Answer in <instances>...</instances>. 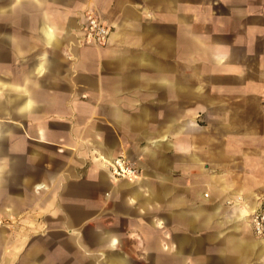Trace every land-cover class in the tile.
Masks as SVG:
<instances>
[{"label":"crops","instance_id":"0c3cea01","mask_svg":"<svg viewBox=\"0 0 264 264\" xmlns=\"http://www.w3.org/2000/svg\"><path fill=\"white\" fill-rule=\"evenodd\" d=\"M263 97L264 0H0V264H264Z\"/></svg>","mask_w":264,"mask_h":264},{"label":"built area","instance_id":"2783aa9c","mask_svg":"<svg viewBox=\"0 0 264 264\" xmlns=\"http://www.w3.org/2000/svg\"><path fill=\"white\" fill-rule=\"evenodd\" d=\"M82 41L85 44L106 45L108 43L111 29L96 14L87 13L84 16ZM264 104V97H263ZM110 170L115 179L136 180L140 177V170L127 158L120 156L110 162ZM250 222L256 236L264 240V199L262 206L250 216ZM11 219L0 215V231L9 226Z\"/></svg>","mask_w":264,"mask_h":264},{"label":"rangeland","instance_id":"374dc122","mask_svg":"<svg viewBox=\"0 0 264 264\" xmlns=\"http://www.w3.org/2000/svg\"><path fill=\"white\" fill-rule=\"evenodd\" d=\"M19 225H20L19 223H17V222L15 223L14 221H12L9 226H12V229L14 230ZM132 245H133V242H132ZM133 248L134 247L132 246V249ZM132 251H133L132 253H137V252L139 253L137 255H134L132 258H130L132 264H155V258H153V257L148 258V257H145L144 255H142V249H141V251H137L134 249Z\"/></svg>","mask_w":264,"mask_h":264}]
</instances>
